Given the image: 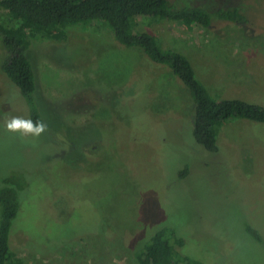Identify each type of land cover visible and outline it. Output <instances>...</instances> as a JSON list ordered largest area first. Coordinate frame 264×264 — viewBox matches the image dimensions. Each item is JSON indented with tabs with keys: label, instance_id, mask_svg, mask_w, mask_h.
<instances>
[{
	"label": "rangeland",
	"instance_id": "rangeland-1",
	"mask_svg": "<svg viewBox=\"0 0 264 264\" xmlns=\"http://www.w3.org/2000/svg\"><path fill=\"white\" fill-rule=\"evenodd\" d=\"M183 2L238 8L245 23L214 20L204 30L140 19L136 32L186 56L212 96L264 108V0ZM63 33L30 46L35 104L47 126L40 137L3 129L28 112L17 89L0 83V180L23 172L31 182L10 247L18 228L31 249L54 251L17 252L21 264H139L130 243L162 225L204 264H264V124L223 125L220 153H210L195 144L192 98L169 71L99 26L72 24ZM104 223L113 238L101 234Z\"/></svg>",
	"mask_w": 264,
	"mask_h": 264
},
{
	"label": "trees",
	"instance_id": "trees-1",
	"mask_svg": "<svg viewBox=\"0 0 264 264\" xmlns=\"http://www.w3.org/2000/svg\"><path fill=\"white\" fill-rule=\"evenodd\" d=\"M0 9L6 13L5 19L0 21V70L3 72L0 83L10 88L11 94L17 89L25 101L27 118L33 121L39 119L44 122L34 99L37 80L30 59L32 39L38 36L61 39L65 36L63 31L66 26L81 23L107 29L116 45L141 52L143 59L169 71L184 85L194 105L193 140L204 150L219 155L216 138L222 126L227 123L245 120L264 124L263 107L238 99L212 96L197 78L186 56L164 47L154 34L135 30L140 19L181 22L204 30L214 20L243 24L245 17L238 8L210 10L203 6H192L183 0H0ZM51 137L49 135L54 143L55 137L52 134ZM187 176L188 168H184L179 173V180H184ZM28 180L23 172H14L0 180V264H21L18 256L25 251L43 257L46 253H54L31 249L25 245L28 240L18 228H13L12 231L11 250L10 233L26 202L24 198L28 186H31ZM43 192L49 193L44 188L41 189V193ZM68 200L72 201L71 198ZM58 216L61 218L66 214L59 212ZM109 227L104 223L101 233L103 236L110 235ZM159 227L162 228L156 229L149 239L140 241L139 238L136 243V240L130 243L132 255L139 264H204V259L199 261L188 256L183 250L185 240L177 235L171 225ZM246 229L250 236L261 242L258 231L250 226ZM114 235L115 233L110 235V238ZM39 245L41 246V241Z\"/></svg>",
	"mask_w": 264,
	"mask_h": 264
},
{
	"label": "clouds",
	"instance_id": "clouds-1",
	"mask_svg": "<svg viewBox=\"0 0 264 264\" xmlns=\"http://www.w3.org/2000/svg\"><path fill=\"white\" fill-rule=\"evenodd\" d=\"M46 124L42 120L33 121L31 118L12 116L7 118L3 124V129L10 133H17L21 136L40 137L46 130Z\"/></svg>",
	"mask_w": 264,
	"mask_h": 264
}]
</instances>
